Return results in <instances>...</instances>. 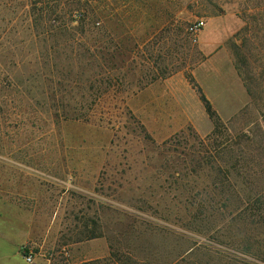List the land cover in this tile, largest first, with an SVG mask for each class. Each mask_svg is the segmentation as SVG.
Listing matches in <instances>:
<instances>
[{"label": "rangeland", "instance_id": "obj_1", "mask_svg": "<svg viewBox=\"0 0 264 264\" xmlns=\"http://www.w3.org/2000/svg\"><path fill=\"white\" fill-rule=\"evenodd\" d=\"M8 228L42 264H264V0H0Z\"/></svg>", "mask_w": 264, "mask_h": 264}, {"label": "trees", "instance_id": "obj_2", "mask_svg": "<svg viewBox=\"0 0 264 264\" xmlns=\"http://www.w3.org/2000/svg\"><path fill=\"white\" fill-rule=\"evenodd\" d=\"M247 75V74H245ZM243 81L245 82V85H248L250 83L253 82L252 77H250L249 75L247 76H243ZM191 87L195 90L199 101L201 102L203 109L206 113V115L208 116L209 120L212 122L213 125V130L210 133V135L207 136L206 138V142L210 143L213 148V153L215 155H212L213 157H215L217 154H230L231 152H234L235 148H238L240 145V139H242V136H236L235 140L238 139L237 142H234L235 140H231V138H229L228 135V131L226 126L224 125V123L221 121L220 117L218 116L217 112L214 110L212 104L210 103V101L206 98V96L204 95L203 91L201 90V88L199 86H197L195 83H191ZM220 138L223 139H230L227 141H220ZM203 158H201L200 160H198L196 163H200L208 166V163L203 160ZM217 168H220L219 163L216 162L215 163ZM232 166V164L230 165V167ZM212 165L210 166V169H212ZM21 253L26 256L28 254L27 250H25V248L21 249Z\"/></svg>", "mask_w": 264, "mask_h": 264}, {"label": "crops", "instance_id": "obj_3", "mask_svg": "<svg viewBox=\"0 0 264 264\" xmlns=\"http://www.w3.org/2000/svg\"><path fill=\"white\" fill-rule=\"evenodd\" d=\"M7 236L4 237V243L0 245V264H42L33 258L31 263L25 261V256L21 253L27 243L24 232H14L8 228ZM10 245V250L7 251V246Z\"/></svg>", "mask_w": 264, "mask_h": 264}, {"label": "built area", "instance_id": "obj_4", "mask_svg": "<svg viewBox=\"0 0 264 264\" xmlns=\"http://www.w3.org/2000/svg\"><path fill=\"white\" fill-rule=\"evenodd\" d=\"M204 23L202 21H197L195 23H193L192 25H190L187 29L188 33L190 34H196L202 27H203ZM33 260V256L31 254H27L25 256V261L27 263H31Z\"/></svg>", "mask_w": 264, "mask_h": 264}]
</instances>
